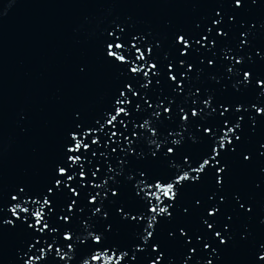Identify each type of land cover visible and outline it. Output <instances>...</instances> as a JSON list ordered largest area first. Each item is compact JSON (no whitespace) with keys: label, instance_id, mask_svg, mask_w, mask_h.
Listing matches in <instances>:
<instances>
[{"label":"water","instance_id":"95a60500","mask_svg":"<svg viewBox=\"0 0 264 264\" xmlns=\"http://www.w3.org/2000/svg\"><path fill=\"white\" fill-rule=\"evenodd\" d=\"M221 18L220 25H213V20ZM210 27L211 34L207 32ZM220 30L227 35H218ZM110 32L120 40L110 37ZM181 34L193 42L187 56H180L182 46L176 44ZM204 35H209L204 42L207 47L195 44ZM108 43L123 45L117 48L114 44L111 49L124 56L123 62L107 55ZM141 52L143 59L138 58ZM225 54L243 58V63L235 64L230 73L234 60L225 59ZM180 60L186 62L183 68ZM170 63L178 78L187 72L182 93L169 79ZM151 64L159 71L157 76L149 73L152 83L144 86L148 78L139 69L147 71ZM187 65L192 66L191 71ZM244 72H251V82L237 87ZM260 79H264V0H242L241 7L235 0H0V216L5 213V218H11V204L17 203L11 196L18 194L20 187H25V193L43 194L52 184L57 166L66 165V145L77 125L84 143L99 139L74 165L76 172L68 181L80 193L78 197L68 188L54 192L51 216L42 201L23 205L30 212L41 211L49 224V230L35 236L39 239L35 248L28 249L29 243L35 242L33 230L25 231L19 221L17 227L0 224V264H24L28 256L31 264H152L161 255L160 264H264L260 260L264 255V115L252 107H264V88L257 83ZM129 84L138 96L126 91ZM121 91L131 103H115L123 99ZM205 99H211L210 107H205ZM221 106L230 111L221 116ZM120 107L126 114L117 115ZM165 107H171L172 112L164 113ZM180 108L189 115L188 121L182 120ZM193 108L203 111L193 117ZM109 110L117 115L114 125L106 124ZM156 111L162 115L156 117ZM225 120L229 127L237 123L240 127L232 136L234 144L222 149L218 157L216 168L225 169L220 174L222 186L217 183L216 168L208 166L199 173V180L191 181L197 173L188 171L187 166L198 168L203 164L201 157L210 151L211 138L204 129L211 127L214 134L222 135ZM101 125L104 127L98 130ZM109 128L117 133L110 145ZM133 131L136 136L129 148L120 133L130 136ZM153 140L160 143L159 150ZM167 147L175 149L167 154ZM121 159L126 167L120 164ZM109 168L115 170L114 175ZM139 170L145 172L143 177ZM105 180L109 185L115 182L117 196L103 201L102 212H107V218L94 217L91 210L99 205L89 203V194L103 195L97 185ZM169 185L174 199L164 195ZM24 199L28 200L27 195ZM73 199L77 200L74 219L66 224L59 214L66 212ZM32 200L39 201V195H33ZM165 205H170L171 217L166 213L156 216L154 238L143 251H137L135 243L143 247L138 233L155 215L151 207ZM120 207L143 215L141 225L130 218L124 220ZM213 207L219 212L208 216ZM205 218L213 229L203 223ZM30 222L35 223V218ZM107 225L112 226L110 232H105ZM53 227L56 232L50 231ZM180 228L187 237L180 235ZM93 229L105 232L99 245L91 239L86 243L75 240L87 237ZM69 231L74 239L71 250L62 236ZM47 244H53L50 252ZM153 245H158L159 251H153ZM58 247L71 259H60L55 251ZM37 255L43 259L37 260Z\"/></svg>","mask_w":264,"mask_h":264},{"label":"snow or ice","instance_id":"6c2138e0","mask_svg":"<svg viewBox=\"0 0 264 264\" xmlns=\"http://www.w3.org/2000/svg\"><path fill=\"white\" fill-rule=\"evenodd\" d=\"M236 6L237 7H241L242 6V0H235ZM217 15H219V13H217ZM234 19V18H233ZM222 22V18L220 20H213L212 23L213 25H220ZM212 28H208L207 32L209 34H211L212 32ZM121 33L123 32V29H120ZM218 35L220 36H226L227 34L223 31L220 30L218 32ZM109 36L112 37L114 40H120V37L116 36L115 33H109ZM242 36H246V34L242 33ZM209 40V35H204L202 37V39H197L195 40V44L197 45H201L202 47H207V44L204 42H207ZM212 46L215 47V40H212ZM243 44L247 43V40H243L242 42ZM115 44V46L117 48L123 47L122 44L119 43H108L107 45V55L114 57L115 59H118L120 61H124V56L123 55H117V53L115 51H112V47ZM176 44L182 46V49H178L180 56H187L189 54L188 50L191 49L193 47V42L191 41V39L189 37H187L186 35H178L176 37ZM137 51H139V49H137ZM152 49L151 47L148 48V53L151 54ZM140 59H143V53L141 52L140 57H138ZM225 59H232L234 60V64L232 67H229L228 71L231 73L233 72V68L235 66V64H241L243 63V58L237 60L235 59V57H228L227 54H225ZM147 60H145L146 62ZM208 63L214 64V61L209 60ZM180 67L183 68L186 64V62L184 60H180L179 61ZM153 69H156V71H153ZM174 69V64L170 63L168 65V72H169V79L173 82L177 84V88L179 89V91L182 93L183 89H184V84H183V79L187 78V72H183L181 73V78H178L177 75L173 74L177 69H175V71H173ZM187 69L188 71L192 70V66L191 65H187ZM137 69H133V71H136ZM139 71H142L144 76L146 78L149 77V73H151V76H157V72L159 71V69H157L156 64H151L147 67V71H145L143 68H140ZM244 80L242 82H237V87H239L241 84H250L251 82V72H244ZM152 83V79L148 78L146 81V84L144 86H147V84H151ZM157 83H159V81H157ZM259 87L264 88V79H260L257 81ZM126 91L128 93H132L133 96H138L139 93H137L136 91H134V89H132L131 85H126ZM119 97H122L123 99H117L115 101L116 104H123V103H131V100H128L127 97L125 96V92L121 91L119 92ZM147 102V101H146ZM193 103H196L195 101H193ZM212 101L211 99H205L204 100V105L205 107H210ZM138 106V105H137ZM161 105H157V107H161ZM149 107H152L151 103H149ZM223 108V110L221 111L220 115L223 116L224 113L230 111L229 108H224L223 106H221ZM253 108H255L256 112L259 114L264 115V107H256L255 105L252 106ZM242 106L238 107L236 109L237 112L241 111ZM113 110H109V119L106 121V124L108 125H114V122L117 120V115H121V114H126V109L123 107H120L117 110V115H111V112ZM203 110L201 109L200 111H197L195 108L192 109L191 115L193 117H197L201 114ZM213 112L215 111V109L212 110ZM163 112L164 113H170L172 112L171 107H165L163 108ZM180 112L183 113L182 115V120L183 121H188L189 120V115L185 112L184 108H180ZM154 115L156 117H160L162 115L161 112L156 111L154 113ZM169 118H171L169 116ZM240 119L242 120L243 117H240ZM97 123H99V121H97ZM119 123L121 125L124 124L123 119H121L119 121ZM104 126L101 125L100 129L98 130H102ZM126 127V125H125ZM141 127H143V125H141ZM240 127V124L237 123L234 126L229 127L228 121L225 120L224 121V128L222 131V135L217 136L216 134L213 133V130L211 127L209 128H205L204 132L207 134V136H209L211 139L208 140V147L210 148L209 152L205 153V157H201V159H203V164H200L198 168H192L191 165H188V171L191 172H195L197 173L195 176H191L190 180L191 181H196L199 180L200 175L199 173L204 172L205 171V166L209 167H213L216 168V165H218L220 163L218 157L220 156L221 150L222 149H226L227 145L229 144H234V141L232 139V136L235 135L237 129ZM79 128V125L76 126V128H74L72 130V132L70 133V140L68 142V144L66 145V165L62 164L57 166L56 169V175L53 177V182L50 186H48L46 188V190L44 191L43 194H36V193H25V187H20L18 189V194L16 195H12L11 196V201H17L16 204H11V208L9 210L10 214H11V218H5V213L3 216H0V224L2 225H10L12 227H17V221L20 222L19 226L21 228H23L25 231L31 229L33 230V239H34V243H29L28 245V249L29 251L32 248L36 247V244H39V239H36L35 236L40 234V233H44L45 230H49V224L47 222V220L44 219V216L42 214L41 211H32L30 212L29 209L27 207H24L23 205L27 202H31L34 205H39L40 201L43 202V205H46L48 208V215L51 216L53 210H54V206H53V193L57 192V190H59V192L61 191V188H68L70 190V192L72 193V196L74 197H78L80 195L79 192L76 191V188L72 186V184L68 183V181L73 180V176L76 172V169L74 168V165L78 162L81 161V159L84 157L83 153L90 147L91 144L95 143V144H99V139L98 138H92L90 143H84V139L85 137L83 136V134L81 133L79 136L77 134V129ZM153 131V135L155 136V129H152ZM117 133L115 131H112L111 128H109V132L107 134V137H109V145L112 142H115L112 140L113 136H116ZM89 136H93V130L89 129ZM120 136L123 137L124 140L127 141V144L129 146V148L132 147L134 141H133V137L136 136V132L133 131V133L130 136H124V133L121 132ZM236 140H239L240 137L236 136L235 137ZM201 141L203 142V138H200ZM74 142V143H73ZM152 143L156 146V149L159 150L161 145L157 140H153ZM171 143L173 145H177L179 144V141H171ZM84 149V151H81V149ZM175 147H167V154L172 153L174 151ZM233 151H235V148H233ZM112 152L115 153L116 149L113 148ZM78 153V154H75ZM133 154H135V150L133 149ZM156 151L152 152V156L156 157ZM92 155L95 156L96 152L93 150ZM101 155H103V153H101ZM185 161L187 160V155H185L184 157ZM245 159H248V157H245ZM213 161H215V164L213 163ZM120 164L124 167H126L125 165V161L123 159L120 160ZM83 163L79 164V174L81 176V178L83 179L84 177V172H83ZM224 168L223 167H219L216 168L217 171V175H218V179H217V183L220 184L222 186L223 184V178L220 175L221 173L224 172ZM96 171H99V169L97 168ZM96 171L91 172V176H95L96 175ZM109 172L112 173L113 175L115 174V170L109 168ZM140 177H143L145 172L142 170H139L138 172ZM67 178V181H65L64 178ZM111 178V176H110ZM179 179L182 180H187L189 179L188 176H180ZM143 182V181H142ZM115 182H113L111 185L108 184V181L105 180L103 185H97V187H101L102 191H103V195H101V192H95L94 194L90 193L89 195L91 196V200L89 201V203H91L92 205H99L97 207H95L93 210H91V213L94 217H97L98 214L102 215L104 218H107V212H102V207H103V201H105L108 197L112 196L115 197L117 196V193L115 191V187H114ZM139 191H140V187L139 185L136 188V195H139ZM164 191V195L169 196L171 199L175 198V192L173 191V186L169 185L168 188ZM25 195H27L28 200L26 201L24 199ZM33 195H39V201L37 200H32V196ZM238 199V198H237ZM97 200H99V202H97ZM199 203V202H198ZM77 205V200L73 199L71 200L70 203H68L66 205V212L64 214H59V219L61 221H64L66 224L68 223V221H70L71 219H74V208ZM5 207V206H4ZM241 207H243V205H241ZM170 208V205H165L164 207H159V206H153L151 207L150 211L152 213H155V215L151 216L149 221L147 222L146 225H142V228L140 229L138 235L139 237H142V241H143V247H141V243H135L136 246V250L137 251H143L144 250V246H146L148 244V241L153 239V233L155 232V227L156 224L158 223V221L156 220V216L162 214V213H166L168 217H171L172 213L168 210ZM249 211H251V209H249ZM119 212L122 215L124 220H130L133 222H136L138 225H141L140 221L144 219L143 215H133L131 214V212H125L124 211V207H120L119 208ZM219 212V208L217 207H213L211 208L210 211H208V216H216L217 213ZM20 213H24L23 216L20 215ZM33 217L35 218V223L30 222V220L33 219ZM203 223L205 225H207L208 229H213L214 225L212 223H209V221L205 218L203 220ZM26 225V228H25ZM38 226V227H37ZM85 227H87V224H85ZM112 230V226L111 225H107L105 226V232H110ZM51 232H56L57 229L55 227L50 229ZM105 232H99L96 229H93L91 231L88 232L87 237H81V236H77L76 237V241H79L81 243H86L89 239H91L95 244L99 245L100 241H101V237L103 236L105 238ZM180 235L181 236H185L187 237L188 233L183 229L180 228L179 229ZM99 233V234H98ZM216 237L220 238L221 237V233L219 231H217L215 233ZM63 236V240L68 241L69 243L67 244V249L71 250L73 247V233L72 232H65L62 233ZM42 238V237H41ZM199 239V238H198ZM138 241L141 242V239L137 238ZM189 243H191V240L188 241ZM221 243H227L226 240L221 239L220 241ZM55 243V241H53V244ZM53 244H47V248H48V252H50L52 250ZM205 248L210 247V245L205 244L204 245ZM264 247V246H262ZM153 251H159V247L158 245H153L152 246ZM39 252H42V249L38 250ZM57 256L60 257V259L64 260L66 257L68 259H71L70 256H68L67 252H61L60 247L55 249ZM194 251V249H193ZM25 256H28V253L25 252L24 253ZM124 255L126 256L127 253H124ZM37 260L43 259L42 255H37L35 257ZM161 257L157 258L156 260L152 261V264H160V259ZM31 256H28V259L24 261V264H31ZM133 259H135V257H133ZM260 260L264 261V255H260ZM209 264H211V261H209Z\"/></svg>","mask_w":264,"mask_h":264}]
</instances>
